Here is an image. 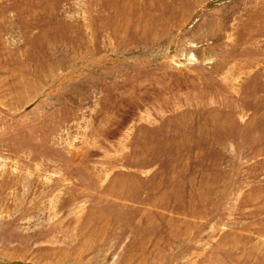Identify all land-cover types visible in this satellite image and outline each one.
<instances>
[{
  "label": "rangeland",
  "instance_id": "obj_1",
  "mask_svg": "<svg viewBox=\"0 0 264 264\" xmlns=\"http://www.w3.org/2000/svg\"><path fill=\"white\" fill-rule=\"evenodd\" d=\"M0 264H264V0H0Z\"/></svg>",
  "mask_w": 264,
  "mask_h": 264
}]
</instances>
